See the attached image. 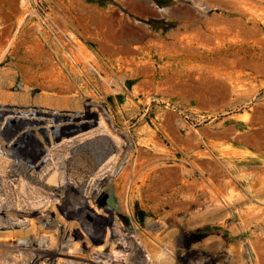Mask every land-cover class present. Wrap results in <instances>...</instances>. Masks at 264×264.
<instances>
[{
	"label": "rangeland",
	"instance_id": "obj_1",
	"mask_svg": "<svg viewBox=\"0 0 264 264\" xmlns=\"http://www.w3.org/2000/svg\"><path fill=\"white\" fill-rule=\"evenodd\" d=\"M2 112L0 208H47L58 228L34 216L35 240L12 219L23 236L0 238V264L53 253L61 227L63 261L264 264V0H0ZM100 114L107 128L67 138ZM82 201L112 216L100 241L102 218L66 214Z\"/></svg>",
	"mask_w": 264,
	"mask_h": 264
},
{
	"label": "bare ground",
	"instance_id": "obj_2",
	"mask_svg": "<svg viewBox=\"0 0 264 264\" xmlns=\"http://www.w3.org/2000/svg\"><path fill=\"white\" fill-rule=\"evenodd\" d=\"M94 106V105H93ZM97 108H100L101 109V111H102V108H101V106L99 105V104H97V105H95ZM13 111V110H12ZM22 111V110H21ZM32 111V112H31ZM47 113H49V114H47ZM0 114H2L3 115V112L2 113H0ZM22 114H24V115H26V116H29V115H33V116H36V115H40V116H42V115H49V116H52L53 117V119L51 120L53 123L54 122H56L57 121V119L59 120V119H61V117H60V114H58V113H56V112H52V111H49V112H39V111H35V110H29V111H26V110H23V113ZM89 114H92V113H89ZM89 114H87V116H86V118H89ZM94 114V113H93ZM99 114V113H98ZM105 113L103 112V115H104ZM96 115V114H95ZM4 116V115H3ZM11 117V116H10ZM91 117V116H90ZM35 118V117H34ZM96 118V117H95ZM105 118H106V120L108 121V120H110V119H108L106 116H105ZM42 119V118H41ZM97 119H98V123L100 124V126L101 127H105V128H107L108 127V122L110 123V121H106L103 117H102V114H100V115H97ZM67 120H68V118H67ZM46 121H49V120H46ZM83 121V120H82ZM33 123L34 124H45V122L44 121H40V119L38 120V121H33ZM91 123H93V122H91ZM92 124H86V125H83V126H79V127H76L75 129H78V130H82V129H85V128H87V127H89V126H91ZM50 126H52L51 124H49V125H47V127H50ZM47 127H40V128H38L37 127V129L39 130V132H40V130H41V132H43V133H47V134H49V131H47L46 130V128ZM71 129H73V127H64V126H61V125H59V126H56V127H54V130H55V132H57V133H59V131H60V133H61V131H67V130H71ZM38 130H35V131H37L38 132ZM59 133V134H60ZM58 134V135H59ZM0 149L1 150H3L4 149V144H3V142H2V140H1V138H0ZM48 161V159H44V161L43 162H47ZM20 166V165H19ZM39 166H41V165H39ZM13 167H14V165H13ZM17 167V166H16ZM35 167H37V166H35ZM34 167V168H35ZM18 171H21V170H18ZM18 171L16 170V169H14V168H12V169H10L9 170V174H12V175H15V174H18ZM22 171H24V170H22ZM21 173V172H20ZM19 173V174H20ZM24 173V172H23ZM33 181H37L38 183H40L39 182V180H34L33 179ZM6 182V181H5ZM4 182V183H5ZM1 183V182H0ZM101 183V182H100ZM6 184V183H5ZM102 184V183H101ZM99 185V184H98ZM2 188H4V187H2ZM50 188V187H49ZM8 189V188H7ZM52 189V188H51ZM2 190V189H1ZM50 190V189H49ZM9 192V191H8ZM5 194H7V192L5 193ZM92 194V193H91ZM9 195V194H8ZM10 195H12V193L10 194ZM17 195V194H16ZM1 196V195H0ZM14 196V195H13ZM2 198V197H1ZM9 198H10V196H9ZM12 198V197H11ZM17 198V197H16ZM63 198V197H62ZM7 199V198H6ZM86 199V198H85ZM20 200V199H19ZM86 200H88V199H86ZM1 201V200H0ZM3 201V200H2ZM12 201H14V200H12ZM4 202H6V201H4ZM88 202V201H87ZM87 202L86 201H82L81 202V204H80V206H78V207H76L75 209H67L66 210V214H70L71 216H76V217H79L78 219H85L86 220V217H89V218H91V219H94V220H97V219H99V218H102V222H100V223H98L97 224V226L95 225L94 226V233H90L91 235H87L86 237H87V240H89V242H90V240H92L93 239V241H100L102 238H104V227H106V225L107 224H109V223H111L112 222V216L111 215H109L108 214V216H100V215H96V214H94V213H92L91 211H90V209L89 210H86L87 208H88V205H87ZM24 204V203H23ZM1 205V204H0ZM26 208V207H25ZM44 209V208H43ZM83 211V212H82ZM82 212V213H81ZM74 213V214H73ZM98 213V212H97ZM39 217V219H41L40 221H41V223H42V225H43V227H51V228H54V227H57L58 228V225H56V222H55V220L52 218V211L51 210H48L47 208L46 209H44V210H35V209H23V210H20V209H10V207L8 206V205H3V206H1V208H0V238H5V239H8V238H11V239H15V238H18V237H22L23 236V232H21V231H16V225L13 223V221H12V219H15V218H17V220H18V218H28V219H30L29 221H30V224H29V226H30V228L29 229H31V230H33L34 231V238H35V240H38L37 239V230L34 228L35 227V223H34V218L33 217ZM85 220H83V221H85ZM25 221V220H24ZM99 221V220H98ZM25 225H27V222H26V224ZM25 225H23V226H25ZM20 227V226H19ZM27 228H28V226H26ZM25 227V228H26ZM69 230V229H68ZM66 228H64L63 227V229H62V227H61V237L59 238V245H54V249H55V251L53 252V253H51V254H49V252H47L46 250H42V251H37V250H35V251H33V255L31 256V259L28 261V262H26V263H23V264H41V261L42 260H44L45 259V257L47 256V255H49L50 257H46L47 259H46V262H48L47 264H82V263H78V262H76V261H74V260H67V258H65L66 260H62V258H64V257H70V255H71V253H69V250L68 251H66V248L67 247H69V245H70V240H67L66 242H65V238H64V234H66L67 233V231H68ZM107 236H106V238H108V236L110 235V230H108L107 229ZM70 236V235H69ZM111 236V235H110ZM121 236V235H120ZM92 238V239H91ZM3 242V241H2ZM121 243H123L122 241H121ZM120 243V244H121ZM2 244V243H1ZM122 245V244H121ZM124 245V244H123ZM20 245H18V246H16V247H19ZM57 246V247H56ZM126 247V246H125ZM20 248V247H19ZM114 250V249H113ZM147 251V250H146ZM117 252V251H116ZM100 254V253H99ZM118 254V256L115 254V253H113L112 255H113V257H112V255L110 256H103L102 257V255H100V257H97V258H88V259H86L87 261H91L93 264H104L105 262H103L102 260L101 261H99V258H103V259H105L106 260V263H109V262H113V264H116L115 262H120V261H123L121 258H122V255H121V252H118L117 253ZM150 254V253H149ZM106 255V254H105ZM129 256V255H128ZM118 257V258H117ZM126 257V256H125ZM132 257V256H131ZM130 257V258H131ZM56 258H58L57 260H56ZM123 258H124V256H123ZM126 259H127V257H126ZM133 259V258H132ZM57 261V262H56ZM135 261V260H134ZM11 262H13V261H11ZM10 262V264H16V263H11ZM127 262V261H126ZM129 262H131V261H129ZM111 264V263H110ZM126 264V263H125ZM128 264V263H127Z\"/></svg>",
	"mask_w": 264,
	"mask_h": 264
},
{
	"label": "crops",
	"instance_id": "obj_3",
	"mask_svg": "<svg viewBox=\"0 0 264 264\" xmlns=\"http://www.w3.org/2000/svg\"><path fill=\"white\" fill-rule=\"evenodd\" d=\"M96 69L102 74V86L106 95L118 94V52L102 54L101 64Z\"/></svg>",
	"mask_w": 264,
	"mask_h": 264
},
{
	"label": "water",
	"instance_id": "obj_4",
	"mask_svg": "<svg viewBox=\"0 0 264 264\" xmlns=\"http://www.w3.org/2000/svg\"><path fill=\"white\" fill-rule=\"evenodd\" d=\"M98 125V122L92 124L91 126L85 128V129H82L83 131H78V130H75V131H72L70 132L69 134H67V138H75L77 137L78 135H80L82 132H85L87 131L88 128L92 127V126H97ZM58 140V138H57Z\"/></svg>",
	"mask_w": 264,
	"mask_h": 264
}]
</instances>
